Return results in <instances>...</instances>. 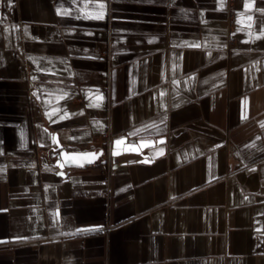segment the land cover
I'll return each instance as SVG.
<instances>
[{
  "label": "crops",
  "instance_id": "crops-1",
  "mask_svg": "<svg viewBox=\"0 0 264 264\" xmlns=\"http://www.w3.org/2000/svg\"><path fill=\"white\" fill-rule=\"evenodd\" d=\"M0 264H264V0H0Z\"/></svg>",
  "mask_w": 264,
  "mask_h": 264
},
{
  "label": "water",
  "instance_id": "water-1",
  "mask_svg": "<svg viewBox=\"0 0 264 264\" xmlns=\"http://www.w3.org/2000/svg\"><path fill=\"white\" fill-rule=\"evenodd\" d=\"M165 139H158L155 141L156 144L164 142ZM56 148L59 151V158L57 160L56 166L59 169H64L65 167H86L95 164L102 155V151L98 153H69L65 151L61 145L55 140ZM153 146L152 141H139L137 143H127L126 139L122 138L114 141L111 145L110 158L112 163H115L116 158L122 155L134 154L141 158L140 162L147 163L148 159L143 155L148 148Z\"/></svg>",
  "mask_w": 264,
  "mask_h": 264
},
{
  "label": "built area",
  "instance_id": "built-area-1",
  "mask_svg": "<svg viewBox=\"0 0 264 264\" xmlns=\"http://www.w3.org/2000/svg\"><path fill=\"white\" fill-rule=\"evenodd\" d=\"M226 2H227V16L229 18V26H230L232 25V17H233L235 0H226Z\"/></svg>",
  "mask_w": 264,
  "mask_h": 264
},
{
  "label": "trees",
  "instance_id": "trees-1",
  "mask_svg": "<svg viewBox=\"0 0 264 264\" xmlns=\"http://www.w3.org/2000/svg\"><path fill=\"white\" fill-rule=\"evenodd\" d=\"M104 150L106 151V147L104 148ZM105 166L106 165V162H101V163H97V164H95V166Z\"/></svg>",
  "mask_w": 264,
  "mask_h": 264
}]
</instances>
